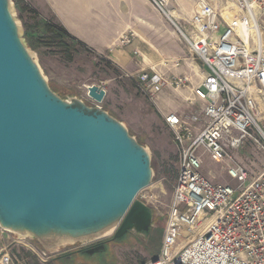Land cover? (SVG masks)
I'll return each instance as SVG.
<instances>
[{"label":"water","instance_id":"obj_1","mask_svg":"<svg viewBox=\"0 0 264 264\" xmlns=\"http://www.w3.org/2000/svg\"><path fill=\"white\" fill-rule=\"evenodd\" d=\"M88 95L102 104L107 92L94 85ZM154 177L150 152L123 122L51 88L12 0H0V228L49 253L148 235L154 216L136 198Z\"/></svg>","mask_w":264,"mask_h":264},{"label":"built area","instance_id":"obj_2","mask_svg":"<svg viewBox=\"0 0 264 264\" xmlns=\"http://www.w3.org/2000/svg\"><path fill=\"white\" fill-rule=\"evenodd\" d=\"M149 1L202 65L204 78L193 93L206 106L202 116H164L180 150L178 176L160 253L145 264H264V173L251 180L233 157L251 131L264 142V0H197L185 26L170 16L168 0ZM133 41L126 34L119 43ZM139 81L152 100L191 84L154 69ZM207 159L228 164L235 185L212 183L203 171ZM11 261L3 251L1 263Z\"/></svg>","mask_w":264,"mask_h":264},{"label":"rangeland","instance_id":"obj_3","mask_svg":"<svg viewBox=\"0 0 264 264\" xmlns=\"http://www.w3.org/2000/svg\"><path fill=\"white\" fill-rule=\"evenodd\" d=\"M77 1L73 4H77ZM174 1L171 0L170 7ZM182 1L177 0L183 8ZM62 4L66 2L63 0ZM12 6L15 17L20 23L22 36L28 46H31L34 58L42 67L51 88L64 99L77 97L90 107H100L109 112L127 126L131 135L148 149L152 157V167L155 172L153 184L142 190L136 198V201L147 205L154 216V227L150 234L130 233L121 240H115L112 234L95 240L83 247L104 243L108 250L95 256L85 255L76 259L74 264H145L151 261L161 250L180 160V150L174 142V133L166 125L159 109L174 111V96L179 97L188 89L179 92L165 89L152 100L144 94L139 76L143 70L151 72L155 66L158 74L176 75L178 69H181L185 63L191 64L197 70L200 69L198 66L200 63L192 57L189 48L175 34L170 22L148 1L144 5H138L136 9L133 8L125 17L124 20L128 18L132 21V26L124 28L122 36L133 35V45L141 43L138 37L144 41L149 37L156 39V34L151 32L152 28L146 24L149 22L162 31L158 37L160 42L162 40V43L167 45L176 42L180 51L177 56L162 59L158 55L160 49L158 51L152 49L153 51L148 54L142 53L141 49L142 56H140L139 53L134 54L132 50L130 52L131 48L124 47L127 52L129 50L131 57L129 67H121L115 61L116 47L98 52L78 39L81 46L77 47V53L73 58L69 59L62 55L47 27L51 25L65 29L58 19L51 0H12ZM38 42L41 45H36ZM144 44L141 43L142 46ZM114 45L112 43V46ZM164 61L166 63H163ZM177 61H180V67L174 69L173 64ZM94 85L102 87L107 92L102 104H98L88 95V88ZM250 135L233 157L248 170L250 179L253 180L264 173V142L254 131H251ZM228 167L226 163L214 164L207 159L203 171L214 184L235 185L228 175ZM83 247L67 246L49 253L31 237H19L1 231L0 264H2L1 254L5 250L11 254L10 264H64L56 259V255ZM44 252H47L46 255Z\"/></svg>","mask_w":264,"mask_h":264},{"label":"crops","instance_id":"obj_4","mask_svg":"<svg viewBox=\"0 0 264 264\" xmlns=\"http://www.w3.org/2000/svg\"><path fill=\"white\" fill-rule=\"evenodd\" d=\"M62 1L63 0H51L60 23L65 27L68 33H70L72 37H75L76 39L86 43L88 46L98 52L108 51L110 48L116 47L117 51L115 53V61H117L121 67H129L131 65V57L128 53L129 50L130 52L132 50L134 54L137 51L139 55L142 56L143 52L148 54L149 52L153 51L152 49H154V51H158L160 49L158 55L162 59H165V57H172L174 55L177 56L180 51L176 42H172L170 45L162 43V40L160 42L158 37L159 34H162V31L159 27L149 22L146 24L152 28L150 31L156 34L155 38L157 40H153L151 37H149L147 41H144L138 37L141 43L145 44L142 46L139 42L137 45L134 43V45L130 47H125V49L131 48L128 50V52L124 49V47L120 46L119 41L122 38L123 29L129 27L131 28L132 26V21H129L128 18L124 20L125 17L130 14L133 8L136 9L138 8V5H144L146 1L150 2L149 0H87L84 2L82 0H64L66 4H62ZM74 1H77V4H73ZM196 2L197 0H183L182 8L177 0H175L172 2L171 7L178 10L179 17L172 18L181 26H185L187 24L186 22L193 16ZM123 5H127V13L122 12L121 8ZM159 14L162 15L160 12ZM174 32L181 39V37L176 33L175 29ZM112 43L115 45L112 46ZM173 65L174 69H178L180 67V65ZM198 66L200 69L197 70L192 67L191 64L185 63L181 69H178L176 75H162L160 73V75L167 78L186 76L191 81L190 86L186 88L188 91L181 93L179 97L174 96L175 102H173V104L175 110L170 111L160 108L159 110L161 115L167 116L171 113L179 112L184 116H190L195 113L202 116L206 103L198 100L193 93V88L198 87L204 78V69L201 64ZM188 100H191V103H187Z\"/></svg>","mask_w":264,"mask_h":264},{"label":"trees","instance_id":"obj_5","mask_svg":"<svg viewBox=\"0 0 264 264\" xmlns=\"http://www.w3.org/2000/svg\"><path fill=\"white\" fill-rule=\"evenodd\" d=\"M49 33L53 37L54 43H56L57 47L61 50L62 55L65 57L72 59L73 55L77 53V47L81 46L79 41L72 37L66 29L63 27H54L51 25H48ZM36 45H41V43H37ZM31 47V46H30ZM178 176V172H177ZM176 176V180H177Z\"/></svg>","mask_w":264,"mask_h":264},{"label":"flooded vegetation","instance_id":"obj_6","mask_svg":"<svg viewBox=\"0 0 264 264\" xmlns=\"http://www.w3.org/2000/svg\"><path fill=\"white\" fill-rule=\"evenodd\" d=\"M128 236V235H127ZM77 246H81V245H77ZM85 246V245H83ZM81 246V247H83ZM101 250L98 252L96 251L97 249ZM108 250V247L106 244H93L89 247L86 248H81V249H77V250H71V251H65L60 255H56V259L64 264H67L66 262H69L70 264H74L76 259L78 258H82L85 255H89V256H95L101 253H105ZM55 257V256H54Z\"/></svg>","mask_w":264,"mask_h":264},{"label":"bare ground","instance_id":"obj_7","mask_svg":"<svg viewBox=\"0 0 264 264\" xmlns=\"http://www.w3.org/2000/svg\"><path fill=\"white\" fill-rule=\"evenodd\" d=\"M170 3H171V0H168L167 7H168V11H169V13H170V16L178 18V17H179V12L176 11L175 9L171 8V7L169 6ZM127 10H128L127 5H123V6H122V11H123L124 13H127V12H128ZM262 38L264 39V32L262 33ZM163 63H166V61H164ZM153 69L155 70V69H156V66H155V68L153 67ZM109 236H111V234L107 235V237H109Z\"/></svg>","mask_w":264,"mask_h":264}]
</instances>
